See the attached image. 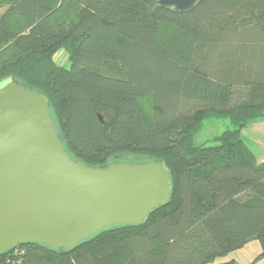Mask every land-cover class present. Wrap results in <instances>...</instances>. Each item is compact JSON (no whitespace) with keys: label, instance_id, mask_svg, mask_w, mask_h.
I'll list each match as a JSON object with an SVG mask.
<instances>
[{"label":"trees","instance_id":"obj_1","mask_svg":"<svg viewBox=\"0 0 264 264\" xmlns=\"http://www.w3.org/2000/svg\"><path fill=\"white\" fill-rule=\"evenodd\" d=\"M155 1L0 0V79L47 96L67 151L88 165L163 160L171 182L145 222L69 250L20 245L0 264H235L214 261L250 240L264 256V161L241 137L264 118V0ZM208 116L231 128L196 145Z\"/></svg>","mask_w":264,"mask_h":264},{"label":"water","instance_id":"obj_2","mask_svg":"<svg viewBox=\"0 0 264 264\" xmlns=\"http://www.w3.org/2000/svg\"><path fill=\"white\" fill-rule=\"evenodd\" d=\"M200 1L149 7L187 12ZM170 190L163 160L75 159L58 136L47 96L14 77L0 79V254L29 243L69 250L108 228L140 224L168 202Z\"/></svg>","mask_w":264,"mask_h":264},{"label":"rangeland","instance_id":"obj_3","mask_svg":"<svg viewBox=\"0 0 264 264\" xmlns=\"http://www.w3.org/2000/svg\"><path fill=\"white\" fill-rule=\"evenodd\" d=\"M231 128L226 117L208 116L199 124L193 142L196 145L212 144L214 139L225 129ZM241 137L253 152L256 163L264 161V118L255 119L246 123L241 129ZM121 159L136 158L132 154H122ZM260 253V245L256 240H250L241 249L216 258L214 262L233 260L235 264H264V256Z\"/></svg>","mask_w":264,"mask_h":264}]
</instances>
